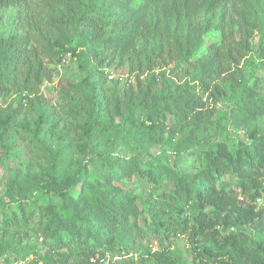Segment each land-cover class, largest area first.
<instances>
[{
  "label": "rangeland",
  "instance_id": "rangeland-1",
  "mask_svg": "<svg viewBox=\"0 0 264 264\" xmlns=\"http://www.w3.org/2000/svg\"><path fill=\"white\" fill-rule=\"evenodd\" d=\"M110 1L113 0H27L19 7L0 10V37L17 33L52 39L62 33L59 42L64 45L58 57L45 61L50 77L37 94L10 92L0 98V195L10 185L33 189L36 181L44 183L43 174L50 167L64 168L78 180L103 179L107 170L99 158L110 156L117 163L115 177L121 187L117 197H137L133 202L140 211L143 203L160 193V186L142 175L151 163L190 175L199 169L201 153L208 143L249 144L251 133L264 134V0H206L193 13L172 18L152 5L145 14L130 18L128 29L133 33L129 37L134 36L130 56L109 50L92 58L96 46L80 35L74 22L81 14L103 15L105 11H111L108 20L118 21L124 15L113 13L115 6ZM142 20L151 28L158 25L163 39L170 40L178 53L195 46L196 51L189 58L174 62L157 56L161 40L158 35L149 34L150 28L145 30ZM124 32L108 29L107 36ZM37 44L31 43L40 49ZM231 46L243 58L237 64L225 59L228 73L215 81L222 95L214 99L209 93L201 94L197 79L202 64L216 49L226 53ZM184 86L201 96L207 112L192 138L187 136L188 128H184L164 134L159 143L151 142L141 128V124L149 125V112L136 103L108 123L99 140L88 139L81 130L92 111L98 109L95 100L101 96L121 99L126 91L136 95L149 89L162 99ZM164 103L163 99L160 106ZM167 122H171L170 117ZM68 192L73 194L71 189ZM48 201L60 203L53 192L41 191L35 207L42 209ZM27 233L19 241L0 232V242L7 243L13 252L21 251L20 258L31 250L44 253L38 235ZM167 244L189 259L187 237L172 238ZM149 246L157 247L153 241ZM13 259L12 254L0 257V264H40L34 255L25 256L22 262Z\"/></svg>",
  "mask_w": 264,
  "mask_h": 264
},
{
  "label": "trees",
  "instance_id": "trees-1",
  "mask_svg": "<svg viewBox=\"0 0 264 264\" xmlns=\"http://www.w3.org/2000/svg\"><path fill=\"white\" fill-rule=\"evenodd\" d=\"M205 1L113 0V13L124 15L118 21L108 20L111 11H105L103 15L81 14L74 25L90 45L96 46L92 58L109 50L128 57L134 50V36L129 37L133 31L128 29L132 15L145 14L152 5L167 18L188 15ZM26 2L0 0V10ZM142 23L145 30L150 28V35L161 40L157 56L174 62L196 51L195 46L178 53L170 40L163 39L158 25L151 28L144 20ZM108 29L125 32L109 37ZM60 34L52 39L17 33L0 37V98L10 92H39L50 77L45 61L64 51ZM261 49L264 54V47ZM226 58L237 64L243 54L235 46L226 53L216 49L199 71L201 94L220 98L222 90L215 81L228 73ZM100 99L95 100L98 109L81 129L88 139L99 140L103 128L134 103L149 112V125L141 124V128L153 143L184 128H188L189 138L194 137L207 113L201 96L188 86L162 99L149 89L136 95L126 91L121 99ZM248 138L249 144L208 143L199 169L190 175L151 163L142 175L160 186V193L143 203L140 211L133 202L137 197H117L121 191L115 177L117 163L110 156L99 158L107 171L97 181L78 180L64 168L50 167L43 174L44 183L36 181L33 189L10 185L0 195V232L19 241L33 232L45 252L31 250L20 258L21 251L13 252L7 243L0 242V257L12 254L14 262H22L25 256L34 255L40 264H264V134L253 132ZM41 191L56 194L59 205L48 201L42 209L36 208ZM258 201H262L260 205ZM178 236L187 237L190 244L188 260L167 244ZM152 241L157 247L149 246Z\"/></svg>",
  "mask_w": 264,
  "mask_h": 264
}]
</instances>
